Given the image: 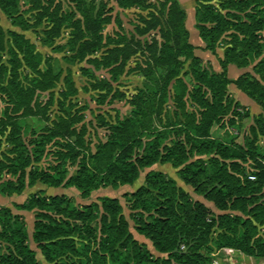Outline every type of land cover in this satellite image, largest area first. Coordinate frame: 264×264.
<instances>
[{
    "label": "trees",
    "instance_id": "obj_1",
    "mask_svg": "<svg viewBox=\"0 0 264 264\" xmlns=\"http://www.w3.org/2000/svg\"><path fill=\"white\" fill-rule=\"evenodd\" d=\"M114 1L123 10L147 11L139 14L134 33L125 31L109 0H29L33 21L20 11V0H0L13 25H44V45L55 46L69 29V59L86 60L109 75L82 67L90 89L102 103L111 96L132 107L115 121L97 115L106 138L93 148L87 106L72 98L78 94L72 70H56L29 37L0 22V193L19 195L41 182L75 187L89 198L101 187L133 185L142 169L169 163L209 203L162 170H149L125 197L136 231L161 254L154 256L133 235L118 197L76 204L70 195L41 189L13 207L0 204V264H213L214 253L227 247L264 257V114L252 117L242 141L213 136L216 124L241 125L251 116L229 94L230 84L264 109V0H195L204 48L214 54L223 49L220 71L195 53L179 0ZM112 23L118 29L105 35ZM230 64L251 70L231 79ZM128 70L146 79L130 96L114 86ZM60 83L58 113L49 118ZM43 92L50 93L45 105ZM33 116L50 123L36 130L26 121ZM21 211L34 213L32 239L44 263L29 243Z\"/></svg>",
    "mask_w": 264,
    "mask_h": 264
},
{
    "label": "rangeland",
    "instance_id": "obj_2",
    "mask_svg": "<svg viewBox=\"0 0 264 264\" xmlns=\"http://www.w3.org/2000/svg\"><path fill=\"white\" fill-rule=\"evenodd\" d=\"M65 1V0H64ZM99 1V0H98ZM110 5L115 7V13H119L122 19V24L125 31L129 34L135 32V26L139 23L138 16L141 13H146L147 11L141 9L139 7H134L131 9H120L114 0H109ZM155 1V0H152ZM183 1V0H182ZM65 7L68 8L67 3L65 2ZM184 8H186L190 14V18L188 20V27L198 35V30L195 26V0H184L183 1ZM30 8L29 0H20V11L26 18L31 19L32 13L28 11ZM0 19L1 25L7 29H15L17 31L23 32L27 37H29L37 46L38 50L42 52L44 58L51 57L53 65L56 70L63 69L66 72L67 68H70L73 72V76L78 87V94L73 98V101L77 102L79 106L85 105L87 109L85 110L86 120L85 122L88 123L89 126V133L88 139L92 142V147L99 140H104L106 138V129L99 125V121L97 115H103L108 121H115L117 117L123 118L130 114L132 107L128 101V99H121V100H112L111 96H108L105 103H102L98 98V94L96 91L90 89V79L82 73L81 68L87 67L92 70L97 77H109L107 71L105 69H96L93 65L89 64L86 60H79L77 58L69 59L70 55L72 54L69 51V46L67 44L69 38V29H64L61 31V34L55 40V46L51 47L48 45H44L40 40L42 34V29L44 25L39 27H32L28 30H23L20 26L13 25L11 20L4 14V12L0 9ZM118 29L116 23H112L107 25L104 30L106 34H113L115 30ZM195 35L191 37V41L195 42ZM57 46H61L58 48ZM67 56V57H66ZM8 58V55L5 56V59ZM138 61L137 57H134L130 62V66L133 67L136 62ZM210 62V61H208ZM207 63V62H206ZM211 64V63H210ZM212 68L213 65L211 64ZM232 70L230 73V77H236L237 71L241 68L237 66H232ZM214 69V68H213ZM242 70L248 71L251 70V67L242 68ZM186 79H189L187 76ZM146 79L145 77L138 71L128 70L125 72L118 80V82L114 83L115 87H118L121 91H124L126 95L130 96L137 88L145 86ZM62 88V84L60 83L56 89V96L55 101L53 104L49 106L48 109V117L54 118L56 113H58V105H57V98H58V91ZM229 94L234 99H239L242 103L248 105L246 106L250 112L251 116L246 118L241 125H234V126H226L222 127L219 124H216L213 128V136L219 138L224 141H230L232 138H236L239 141L243 140V136L249 133L250 125L252 124V117L258 114L260 111H264L263 108L251 97H249L246 93L240 90L235 84H231L229 87ZM50 98L49 92H43L39 95V101L41 104L45 105ZM0 103L2 104L1 98ZM27 124L30 125L32 128L36 130H41L47 124L50 123V120H46L45 118H41L38 116H33L27 118ZM156 169L162 170L167 176L174 178L179 185H181L185 190H187L194 199H200L209 203L204 197L195 192L193 187L187 185L178 175L177 169L174 168L171 164H164V163H156L149 168H145L141 170L139 179L133 185H121L119 187H101L100 189L94 191L89 198H83L80 196L79 191L75 187H51L41 182H37L32 186H28L22 194H14L12 196H4L0 193V204L7 205L13 207L14 202H24L31 193L37 192L41 189L46 192V194H62L65 193L70 195L74 198L76 204H85L91 202L93 200H97L100 196H111V197H118L121 201L124 212L131 224V231L136 239L140 242L145 243L146 246L150 249V251L154 254V256L161 255L153 246L152 242L146 238L144 235L138 233L134 227V222L130 216V210L127 206V200L125 197L126 193L132 192L136 190L140 185L145 182V175L149 170ZM213 205V204H212ZM215 209V208H213ZM217 209H215L216 211ZM218 211V210H217ZM26 217L28 223V231L30 232V245L36 249L38 252V258L42 263H44L42 254L40 250L37 248L36 244L32 239V230L34 224V213L30 211H21ZM224 250H220L214 253V260L218 263L223 262L226 263V252ZM236 256H234V263L235 264H250V262L260 263L264 261V257H250L244 253L236 252ZM233 256V255H232ZM219 263V264H220Z\"/></svg>",
    "mask_w": 264,
    "mask_h": 264
},
{
    "label": "crops",
    "instance_id": "obj_3",
    "mask_svg": "<svg viewBox=\"0 0 264 264\" xmlns=\"http://www.w3.org/2000/svg\"><path fill=\"white\" fill-rule=\"evenodd\" d=\"M180 1V3L182 4V6L184 7V4H183V1L182 0H179ZM186 9V8H185ZM186 11H187V14H188V16H187V21H186V24H188V20H189V18H190V14H189V12H188V10L186 9ZM195 25H196V22H195ZM187 27H188V25H187ZM188 29H189V31H190V40H191V37L193 36V35H195V34H197V33H195V32H192V30L188 27ZM192 42V41H191ZM195 46H196V49H195V53L197 54V55H199L201 58H203V60L205 61V62H208V61H210V63L213 65V68L216 70V71H220L221 70V65H220V62H219V57H222L223 56V49L222 48H219L218 50H217V53L216 54H214L212 51H210V50H207V49H205L204 47H205V42L202 40V38L200 37V35H199V33H198V35H195V42H192ZM232 66H234V64H230L229 65V67H228V73H229V75H230V73H231V70H232ZM244 71L242 70V68L239 70V71H237V74H236V77H234V78H232V77H230L231 79H235V78H237L240 74H242ZM231 85V84H230ZM230 87V86H229ZM236 100H239V99H237L236 98ZM241 102V101H240ZM242 103V102H241ZM243 105H245V106H248V105H246V104H244V103H242ZM264 110V109H263ZM260 112H263V114H264V111H260ZM260 112H258V113H260ZM210 205V204H209ZM224 252V251H223ZM236 252H240V251H237V250H235V252L233 253V256L232 257H229L228 255H226V263L225 264H235L234 263V256H236L235 255V253ZM240 253H242V252H240ZM250 257H253V256H250ZM220 263V262H219ZM220 264H223V262H221ZM250 264H264V261L263 262H260V263H254V262H250Z\"/></svg>",
    "mask_w": 264,
    "mask_h": 264
},
{
    "label": "built area",
    "instance_id": "obj_4",
    "mask_svg": "<svg viewBox=\"0 0 264 264\" xmlns=\"http://www.w3.org/2000/svg\"><path fill=\"white\" fill-rule=\"evenodd\" d=\"M251 178L254 179L253 176H251ZM182 248H184V246H182ZM223 250L226 252V254H227L229 257H232L233 253L235 252V249H234V248H230V247L224 248ZM213 264H219V263H218L217 261L214 260V261H213Z\"/></svg>",
    "mask_w": 264,
    "mask_h": 264
}]
</instances>
